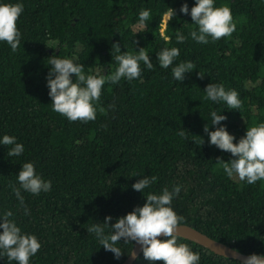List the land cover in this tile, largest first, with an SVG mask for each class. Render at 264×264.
I'll return each mask as SVG.
<instances>
[{"label":"trees","instance_id":"16d2710c","mask_svg":"<svg viewBox=\"0 0 264 264\" xmlns=\"http://www.w3.org/2000/svg\"><path fill=\"white\" fill-rule=\"evenodd\" d=\"M22 2L17 21L21 47L12 52L0 43V135H14L25 153L8 158L7 147H0V212L13 211L22 230L41 242L31 264H120L127 255L115 259L86 228L106 216L113 218L110 226L144 204L131 187L141 178L128 177L133 172L157 176L156 192L177 182L185 185L187 193L182 191L172 205L184 223L244 253L264 254V181L248 185L227 178L216 160L227 162L231 154L210 145L203 131L211 123V110L227 116L221 123L236 140L246 127L264 122V0H216L217 7L231 8L237 31L207 45L190 37L183 44L175 41L177 31L187 36L195 27L190 16L179 12L182 3L191 8L194 0ZM168 7L176 10V18L164 22ZM142 9L151 10L147 28L138 26ZM113 44L122 52L145 47L154 69L145 70L142 81L106 83L100 107L107 111L98 109L95 121L69 122L52 111L46 87L49 57L75 55L85 73L101 69L107 75L117 66ZM173 46L180 49L178 62L196 65L182 83L172 79L171 68L161 69L156 62L157 51ZM209 83L235 89L242 108L228 110L205 101L203 89ZM181 128L187 139L179 135ZM27 161L53 188L40 196L22 192L31 213L25 216L13 186L20 163ZM178 243L198 251L201 264L240 262L183 237ZM121 247L129 253L132 245ZM0 264H8L7 258ZM133 264L149 262L141 252Z\"/></svg>","mask_w":264,"mask_h":264},{"label":"clouds","instance_id":"9594fccd","mask_svg":"<svg viewBox=\"0 0 264 264\" xmlns=\"http://www.w3.org/2000/svg\"><path fill=\"white\" fill-rule=\"evenodd\" d=\"M23 12L22 0H16L14 3L0 0V43H5L12 52H16L22 44L23 35L17 27V21ZM179 12L190 16L189 24L195 27L190 29L187 36L177 31L176 44H183L190 37L195 43L207 45L221 38L231 37L237 31L231 8L226 4L217 7L216 0H194L191 8L187 3H182ZM163 15L166 22H171L176 18V10L168 7ZM151 19L150 9L140 10L138 26L147 28ZM165 39L171 38L165 37ZM112 46V61L117 66L111 74L107 75L101 69L91 74L85 73L84 65L77 62L78 58L75 55L65 58H60L59 55L49 57L46 87L51 99L52 111L65 117L69 122L79 121L86 124L95 121L98 109L100 112L107 111L100 107L102 89L106 83L115 85L121 80L142 81L143 72L154 69V63L149 57L150 51L145 50V47L122 52L118 44ZM180 54V49L174 46L161 48L156 53V62L159 67L164 70L171 68L172 79L178 83H182L186 74L192 73L196 68L190 60L178 62ZM197 75L201 79L204 77L199 72ZM203 92L205 101L223 104L228 110L239 111L242 108L239 93L235 89H226L223 83H209ZM112 107L114 106L109 105V108ZM220 113L211 110L209 112L211 123H206L203 128L210 145L231 154L232 158L227 162L217 158L216 164L229 179H238L248 185L264 181V122L246 127L245 134L236 140V137L230 134L226 126L221 123L227 120V116ZM210 125L214 130H209ZM186 133L181 128L179 135L187 139ZM234 140H236L235 143ZM202 143L201 137L200 144ZM0 147H7L8 158L19 159L25 153L24 144L18 142L14 135H0ZM20 165L13 193L22 206L24 215L28 216L31 213L30 209L24 206L25 198L22 192L40 196L41 193L46 194L52 191L53 182L44 178L33 162L27 161ZM135 176L141 178L131 187L142 194L144 204L116 218L110 226L109 221L113 219L111 216H106L103 223L93 222L86 228L87 233L92 234L99 246L113 253L117 260L122 255H129L133 260H137L132 244L135 242L140 246L142 256L149 264L155 261H162L163 264H201L198 251H194L189 244L178 243L181 238L179 226L185 220L183 216L177 214L172 205L182 191L187 193V187L177 182L156 192L152 190V187L158 181L157 176L151 174L140 176L133 172L128 177ZM0 230H2L0 231V260L6 257L8 264H31L32 258L42 247L37 236L24 232L11 210L0 212ZM161 235L166 239H157ZM125 244L132 245L129 253L122 251L121 246ZM232 252L233 255H239L236 249ZM239 264H264V254L248 255Z\"/></svg>","mask_w":264,"mask_h":264},{"label":"water","instance_id":"95a60500","mask_svg":"<svg viewBox=\"0 0 264 264\" xmlns=\"http://www.w3.org/2000/svg\"><path fill=\"white\" fill-rule=\"evenodd\" d=\"M179 234L181 237L192 240L206 248H208L209 250L213 251L216 254L219 255H225L227 257H232L235 259H238L240 261H242L245 257H247L248 253H244L242 251H239L237 248L232 247L222 241H219L215 238H212L211 236L207 235L206 233L198 230L197 228L183 223L179 226ZM163 237L162 235L160 237H157V239ZM236 249L239 252V255H233L232 250ZM133 250L136 254V256L138 257V255L141 253V248L138 244H136L135 242L133 243ZM131 251V250H130ZM223 255V256H224ZM135 260H133L129 255L126 256V258L120 263V264H133Z\"/></svg>","mask_w":264,"mask_h":264},{"label":"built area","instance_id":"2783aa9c","mask_svg":"<svg viewBox=\"0 0 264 264\" xmlns=\"http://www.w3.org/2000/svg\"><path fill=\"white\" fill-rule=\"evenodd\" d=\"M164 22H165V20H164ZM165 26V24L163 23V27Z\"/></svg>","mask_w":264,"mask_h":264},{"label":"rangeland","instance_id":"374dc122","mask_svg":"<svg viewBox=\"0 0 264 264\" xmlns=\"http://www.w3.org/2000/svg\"><path fill=\"white\" fill-rule=\"evenodd\" d=\"M165 19V18H164Z\"/></svg>","mask_w":264,"mask_h":264}]
</instances>
